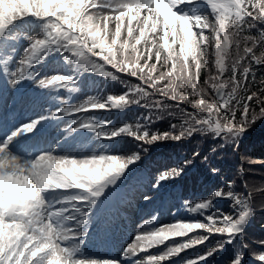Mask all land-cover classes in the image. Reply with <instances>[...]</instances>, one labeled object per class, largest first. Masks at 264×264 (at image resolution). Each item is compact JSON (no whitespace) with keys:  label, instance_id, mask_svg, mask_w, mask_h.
Wrapping results in <instances>:
<instances>
[{"label":"snow or ice","instance_id":"obj_1","mask_svg":"<svg viewBox=\"0 0 264 264\" xmlns=\"http://www.w3.org/2000/svg\"><path fill=\"white\" fill-rule=\"evenodd\" d=\"M213 63L215 73L201 81L202 69ZM253 65L264 67V0H0V94L33 88L67 104L61 94H78L85 76L125 89L0 124V264H221L222 253L228 254L223 264H246L248 245L235 242L255 210L250 196L231 190V181L227 191L217 188L194 205L183 202L202 219L157 226L160 214L151 213L120 259L89 258L85 237L110 191L148 146L200 133L235 144L264 121V88H249L257 75ZM133 106L161 114L157 119L179 113L180 122L159 132L150 115L120 126L94 118ZM66 117L68 135L62 145L54 141L63 154L40 147L52 122ZM87 133L105 142L100 150L71 151ZM125 138L140 150L123 155ZM184 171L165 168L153 186ZM219 200L231 201L232 212L215 207ZM213 237H219L215 244ZM193 249L200 254L185 259ZM256 259L264 264V251Z\"/></svg>","mask_w":264,"mask_h":264},{"label":"trees","instance_id":"obj_2","mask_svg":"<svg viewBox=\"0 0 264 264\" xmlns=\"http://www.w3.org/2000/svg\"><path fill=\"white\" fill-rule=\"evenodd\" d=\"M251 34H257L253 31ZM259 54V51L257 52ZM213 66L210 64L201 71V81L209 77ZM257 70L256 80L254 83L249 82L251 91H259L264 88L261 80H264V67H255ZM95 83L92 78H87ZM110 86L109 90H104L103 95L107 94H121L125 89L113 90ZM245 93H241L244 95ZM189 111H192L190 106L185 105ZM148 112L155 121L152 124V130L165 132L170 131L172 123H179V113L173 116L162 114L163 118L157 119L161 115L154 111H148L145 108L137 107L129 112L127 119L129 123L143 122L140 117L144 119ZM119 112H114L117 115ZM119 126L124 123L123 119L118 118ZM140 150V149H139ZM138 150V151H139ZM199 153V155H195ZM127 155V153H122ZM145 159L144 167L149 168L152 172L159 169L153 167L154 159H159L163 156L164 164H172V167H184L185 171L182 175L167 182L169 184L177 185V190L181 189L186 198H198L204 196L208 198L211 193L220 188L228 190V183L231 181V190L245 196H250L252 207L255 210V215L250 225L247 227L243 236L235 242V246L239 247L240 242L247 244L248 247L244 249L246 264L251 261L259 262L256 256L264 251V246L260 241H264V121L256 122L245 135L235 144L232 142H225L223 138H216L209 134H196L190 139H185L180 142H163L148 146L146 151L141 153ZM153 158L152 162L151 159ZM187 161V163H184ZM213 169L216 171L213 172ZM161 170V169H160ZM156 178H153V182ZM190 201V200H189ZM231 201L219 200L215 201V207L229 212L231 208ZM198 219L202 217L198 216ZM202 231V230H197ZM190 235H194L190 234ZM213 237L211 244H215L216 239ZM203 245L198 246V249H203ZM191 251L190 256H197L200 254L197 250ZM222 256L221 263L227 257Z\"/></svg>","mask_w":264,"mask_h":264},{"label":"rangeland","instance_id":"obj_3","mask_svg":"<svg viewBox=\"0 0 264 264\" xmlns=\"http://www.w3.org/2000/svg\"><path fill=\"white\" fill-rule=\"evenodd\" d=\"M205 34H206V35H209L208 30L205 31ZM176 47H177V50H178V46H176ZM211 59L214 61V57H211ZM212 66H213V69H212L211 73L214 74V73H215L214 63L212 64ZM255 67H256V66L253 65V70L257 73V70H255ZM229 75H230V73H229V74H226V75H225V78H228ZM89 77L92 78V79H94L95 81H98L99 84L102 85V87H104V86L107 85L108 87L112 86V87L116 88L117 90L123 89V86H122L119 82H113V81H110V80H105V79L100 78V77H98V76H85L84 78L87 79V78H89ZM128 79H130L132 83H137V82H138V81L135 80V78H128ZM84 80H85V79H84ZM85 81H87V80H85ZM90 83H91V82H90ZM2 87H3V84H2V82H0V88H2ZM9 88H11L10 85H9ZM11 90H15V89H11ZM3 92H4V93H8V92H9V89H4ZM138 150H139V149H138L137 147H133L130 151L133 153L134 151L136 152V151H138ZM136 173H138V174H139V173H141V174H146L144 171H139V172H138V171H135V172H134L133 168L131 167V170L128 171V172L126 173V175L121 179V181L118 183V185L113 187V189L110 191V193H109L108 196H107V199H106L104 202H106V201H110V200H113L114 194L117 192V188H119V187L123 186L125 183H127L128 180H129V178H130L132 175L136 174ZM166 184H167V182H166L164 185H166ZM169 185H171V184H169ZM172 185L177 186V185H175V184H172ZM155 188H156V187H155ZM160 188H161V187H160ZM203 199H204V198H200V199H196V200H193V199H192V200H191V201H193V202H192V205H194L195 203L201 202ZM193 215H194V214L190 213V215L188 214L186 218H183V217H179V216H177V214H176V219H174V220H166V221H164V222H159V224H158L157 226L170 224V223H173V222H175V221H177V220H184V221L195 220V219L192 217ZM131 231H133V234L131 235L130 242H131L132 238L134 237V235H135L137 232L141 231L140 226L137 227V229H131ZM177 239H182V238H177ZM130 242H129V243H130ZM152 251H153V253H155V252H156V249H153ZM190 253H191V251L187 250V251H186L184 254H182V255H183V257H184L185 259L196 257V256H190ZM222 255L226 256V253H222ZM88 256H93V255H88ZM95 258H100V257H97V256H96ZM217 258H218V259H221L222 256H218ZM226 260H227V257L225 258L224 261H226ZM177 264H179V261H177ZM247 264H261V262L251 261V262H249V263H247Z\"/></svg>","mask_w":264,"mask_h":264}]
</instances>
